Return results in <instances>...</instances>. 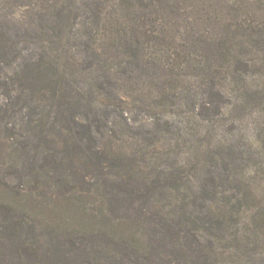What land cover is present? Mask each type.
Listing matches in <instances>:
<instances>
[{
  "label": "trees",
  "instance_id": "1",
  "mask_svg": "<svg viewBox=\"0 0 264 264\" xmlns=\"http://www.w3.org/2000/svg\"><path fill=\"white\" fill-rule=\"evenodd\" d=\"M186 1L30 2L26 14L54 27L30 36L35 51L11 74L5 64L19 41L0 36V264H264V183L229 168L236 154L260 160L261 151L212 137L237 105L228 84L247 90L264 66L253 57L264 50V12L228 23L214 3ZM247 92L240 112L263 103ZM104 96L164 113L157 119L178 149L207 124L209 148L232 155L216 150L187 176L184 161L168 171L163 158L178 151L150 150V138L142 152L117 121L105 129L73 112L74 104L99 112ZM123 109L115 113L125 120ZM57 199L80 213L53 215ZM28 200L39 209L27 210Z\"/></svg>",
  "mask_w": 264,
  "mask_h": 264
},
{
  "label": "rangeland",
  "instance_id": "2",
  "mask_svg": "<svg viewBox=\"0 0 264 264\" xmlns=\"http://www.w3.org/2000/svg\"><path fill=\"white\" fill-rule=\"evenodd\" d=\"M56 0H51L53 3ZM61 3L63 0H59ZM35 3L37 5L42 4V0H0V36H10L11 34L14 35V38L19 41L18 45L16 46V54L19 53L17 56L12 57V59L7 60L5 64V70L8 73H12V70L16 65L25 66L26 62L32 57L33 52L35 51V45L31 42L30 36H35L40 33L41 29L44 28H51L54 27L52 24L53 22L48 21L42 18L41 15H27V5L29 3ZM188 6L191 7L193 4L196 5L194 9L202 8L205 2L206 3H214L212 6V11H217L223 16H226V20L224 21H231L230 19L237 13L242 14L246 13L252 19H256L259 15H262L264 12V0H187L186 1ZM60 7L58 4L57 8ZM237 7V10L235 9ZM192 8V7H191ZM191 9L187 8L186 11H182L185 13H192ZM256 15V16H255ZM241 17L239 16V20ZM192 20V18H191ZM182 21H186V19L182 18ZM46 35L51 34V30L48 29ZM38 31V32H37ZM32 34V35H30ZM40 35V34H39ZM264 49V48H263ZM252 55V54H251ZM256 61L260 64H264V50L259 54H254ZM248 79V89L249 91H258L261 95L264 96V66H257L256 74H250ZM84 84H79L77 87L81 88ZM107 86V85H106ZM229 92L232 93L233 100L237 104L233 110H226L225 119L222 120V125L227 123L228 125L232 123V121L236 120V123L242 124L239 130L231 131L228 127H224L222 125L216 127L217 131L213 133L212 137L219 139H227L229 142H240L243 146V149L251 147L250 143L253 141L255 142L254 149L256 152L259 150L260 152V160L264 162V99L263 103L259 104L255 108H249L248 110H242L240 112L238 105L244 104L245 101L248 99L249 92L244 90L243 84L240 80H234L228 84ZM112 90H116V88H111ZM100 93H104V91H100ZM103 97L104 99L102 102L104 104L99 106L100 111L95 112L94 108L90 107V104H86L80 106L78 104L73 105V112L80 117L86 119L87 123H95L98 119L100 122L103 123V128L108 129V124L111 125L113 121H117L120 124V128L124 131V134L129 135L130 137H134L142 143L141 147L145 148L142 152H147V146L149 145L150 138H155L154 143L150 147V150L158 149L162 152H169L170 150L178 151L174 152V154L170 157H164L163 161L165 163L166 169L168 171H176L179 170L181 162H185L184 165L187 166V170L185 171L186 176L191 173L189 170L192 165H200L201 168L207 166V164H211L212 158H209L214 151H218L220 148H209L210 145H213L216 139L211 138V133H208L209 126L203 125L200 129L201 133L199 135H186L188 139L187 142H182L181 146L176 148V145L172 144L171 139H167L166 137L169 136L167 131L163 128L166 127L164 125L165 119L158 120L164 115V113H147L143 108L139 107V103L136 104L133 99H128L126 104H121L119 101H116V98L113 97ZM90 101V99H89ZM125 107H128L125 111ZM123 109V114L126 117L124 120L120 116H116L120 109ZM176 119L179 117L176 116ZM175 119V120H176ZM161 127V128H160ZM230 127V126H229ZM161 129L160 134L158 135V129ZM213 128V127H212ZM150 129V130H149ZM149 130V131H148ZM231 131V132H230ZM217 132V133H216ZM159 136V137H158ZM257 140V141H256ZM260 140V141H259ZM259 141V142H258ZM211 143V144H210ZM184 147L182 148V146ZM139 145L136 146V148ZM2 144H0V157H2ZM189 148L192 152H188ZM258 148V149H257ZM149 149V148H148ZM149 150V151H150ZM195 150L196 152H194ZM198 150V151H197ZM152 153V151H150ZM202 152V153H201ZM220 153L231 156L232 155V148H221L219 150ZM188 154V155H187ZM199 155V156H198ZM178 158L179 160H175ZM257 156L253 155L248 159H242L241 154H236L234 160L229 163V168L232 170H242L243 173L246 172L247 176L249 177L250 181H260L262 184L264 183V164L261 163ZM219 161V159H218ZM228 161H231L228 160ZM227 161V162H228ZM191 164H190V163ZM215 162V161H214ZM259 162V163H258ZM216 163V162H215ZM221 163V162H219ZM216 163L219 165L221 170V164ZM218 170V171H220ZM180 172V171H178ZM259 172L260 174H257ZM181 174V173H179ZM256 176V178L254 177ZM235 185L239 186L240 188L242 185L238 182H234ZM240 184V185H239ZM227 187H229L227 185ZM72 204L69 200H55L54 203L51 204V209L53 208V215L56 213H64L66 215L77 214L80 213L79 207L77 206L76 202L73 201ZM201 200L198 201V206L200 208ZM27 210H32L36 208V203L33 200H28L26 203ZM39 209V208H38ZM42 212L44 209L41 207ZM47 212H50L49 209H45ZM39 211V210H38Z\"/></svg>",
  "mask_w": 264,
  "mask_h": 264
}]
</instances>
